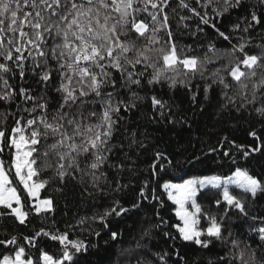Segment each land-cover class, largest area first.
<instances>
[{"label": "snow or ice", "instance_id": "1", "mask_svg": "<svg viewBox=\"0 0 264 264\" xmlns=\"http://www.w3.org/2000/svg\"><path fill=\"white\" fill-rule=\"evenodd\" d=\"M172 3L0 0V231L6 233L0 237V264H81V256L99 247L88 237L111 249L105 264H264V143L257 131L246 132L254 138L251 144L224 135L208 151L183 158L153 143L151 131L152 125L191 127L173 96L162 94L165 87L171 93L186 89L193 102L200 93L206 102L217 90V117L235 112L264 121V0ZM243 9L246 14L227 32L217 26ZM170 14L178 17L175 31ZM194 18L192 29L188 21ZM205 27L229 48L217 49L210 39L202 57L188 56L192 46L179 41L189 36L196 42ZM256 30L259 43H253ZM213 64L218 66L210 69ZM197 77L202 88L192 84ZM17 78L35 87L13 86ZM225 145L219 155L230 171L235 166L230 175H192L180 182L168 175L190 172L209 159L219 163L211 154ZM50 184L61 198L74 195L80 206L97 210L61 231L54 198H41ZM163 197L176 206L182 222L174 225L176 235L164 227ZM140 213L146 226L125 245L120 228L110 225ZM30 216L51 227L35 228ZM8 218L16 227H31L32 235L9 231ZM77 230L87 237L70 238ZM154 230L192 245L197 255L187 258L180 246L153 251ZM41 238L58 242L59 255L38 247Z\"/></svg>", "mask_w": 264, "mask_h": 264}, {"label": "trees", "instance_id": "2", "mask_svg": "<svg viewBox=\"0 0 264 264\" xmlns=\"http://www.w3.org/2000/svg\"><path fill=\"white\" fill-rule=\"evenodd\" d=\"M193 6H196L193 4ZM170 7H175V0L170 5ZM247 10H234L231 13V16H225L220 23L217 24L218 27L222 31L228 30L230 24L235 22L236 18L241 14H246ZM184 15H189L187 10H184L182 13ZM143 18V17H141ZM178 17H175L170 14L169 23L175 31L176 21ZM147 22V21H146ZM197 20L194 18L191 21H188L192 29H195ZM260 26H258L259 29ZM163 35V33H161ZM255 36V40L253 43H259L261 41V37L259 35V31L256 30L252 33ZM212 39L216 41V47L220 50H226L229 48V43L224 41L222 38H219L214 35L213 31L205 27V34L199 35L196 37V42L193 41L189 36H184L179 43L181 45H191V50L187 51L188 56L196 55L202 57L207 50L205 45L207 42ZM233 43H235V38H233ZM178 53L180 52V48L177 49ZM250 53L258 51V49L250 48L247 49ZM211 55V53H209ZM239 55V54H237ZM219 63H223L220 61ZM218 65L213 64L209 65V68L217 67ZM13 86H17L18 84H23L25 87H35V84L31 80L12 81ZM192 84L200 85L203 87L204 81L200 80L199 77L192 81ZM199 91V90H197ZM216 91L214 90L212 93H209L208 101H204L203 94L200 93L197 95L196 102L191 100V92H188L184 88H177L174 93L169 92V90L165 87L161 90L162 94L167 98L169 95H172L177 104V110L182 114H186L189 118V123L191 127L187 125L181 127L176 126L175 128L167 126V125H152L151 131L153 136V143L157 144V146L161 149L166 150L169 153H172L180 158H183L184 154H191L193 152L199 153L201 151H208L209 148L216 146L217 142L221 139L222 136L227 135L229 139H235L238 143L247 142L251 144L254 140L253 137L247 136L246 132L250 129L257 131L258 135L261 136V143H264V121L258 120L255 115L248 116L245 113L237 114L235 112L230 115L227 113H221L219 117H217L216 112L218 109V105L220 103L218 97L216 96ZM49 95H52L49 92ZM203 108V111L200 109ZM14 122L11 117L8 120L9 128L13 126ZM6 132V136H7ZM151 148L152 145L150 144ZM227 145L225 148L219 149L217 153H212V157H215L216 160L220 162L217 163L212 159H209L206 163L202 165H197V167L192 168L189 172L187 169L183 171H170L169 176L173 177V182H180V177L188 178L192 175H230L231 171L235 170V166L232 167L231 171L229 170V166L223 163L227 158L220 157L219 153L227 149ZM15 151L14 149L12 150ZM5 158L9 161L11 160V156L6 151ZM238 155V154H237ZM238 163L243 164L244 161L240 160ZM141 167L147 169V160L142 159ZM252 168L256 172H260L261 168L259 167L257 161H253ZM49 173H43L42 178H47ZM163 175V173L161 174ZM167 179V177H166ZM52 185L50 184L48 188L42 190L41 198H43L46 194L51 195L56 202V213H55V221L56 227L60 228L61 231L65 230V225L71 224L75 222V219L78 216L82 215H91L94 210L91 205L80 206L75 196H70L68 199L61 198L60 195L54 191H52ZM162 189H158L159 192ZM23 195V194H22ZM165 199V207L160 210L161 215L167 221V224L164 226L166 230H170L173 235L177 234V230L174 227L176 224H181L179 218L175 214L176 206L173 205L170 201ZM199 199V198H198ZM203 203V201H201ZM104 201L101 200L99 202L100 205H103ZM67 205V207H65ZM27 208V205H26ZM98 210L102 211V207ZM66 213V214H65ZM143 213L139 215H135L131 219H118V222H113L111 227H119L123 232V243L127 245L128 243L133 242L132 238L137 237L141 231V229L146 226L143 221ZM34 224L35 228L45 227L50 228L51 224L49 222H45L43 225L36 221V218L30 216L29 218ZM155 218L153 217V220ZM4 223L7 224L9 231H14L16 233H22L23 235H32V228H24L23 226L16 227L15 222L8 218ZM205 226V222L201 221V227ZM237 232L240 231L238 226H233ZM246 231V229H245ZM156 239L153 243V251L164 250L170 251L173 247L180 246L181 252L187 258H191L193 255H197V250L190 244L181 245V242L177 240H171L168 237H160L158 232H155ZM6 235L5 232L0 231V237ZM75 235H80L81 238H86L87 234H80L77 230L75 233H70V238H74ZM103 235V233H102ZM89 239L96 241L99 244L98 248L90 249L89 253L80 257L81 264H105V262L110 258L111 249L107 248L104 245L103 240L97 237H88ZM38 247H41L43 251H47L54 256L59 255V245L58 242H52L47 238H41L37 241ZM218 249H212L211 251L214 253ZM0 251H3V248H0ZM27 251V249H26ZM33 257H35L36 250H31Z\"/></svg>", "mask_w": 264, "mask_h": 264}, {"label": "rangeland", "instance_id": "3", "mask_svg": "<svg viewBox=\"0 0 264 264\" xmlns=\"http://www.w3.org/2000/svg\"><path fill=\"white\" fill-rule=\"evenodd\" d=\"M181 222V221H180ZM181 225H182V222H181Z\"/></svg>", "mask_w": 264, "mask_h": 264}]
</instances>
